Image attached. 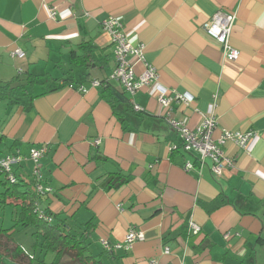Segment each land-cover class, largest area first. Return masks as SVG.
I'll return each mask as SVG.
<instances>
[{"label":"crops","instance_id":"0c3cea01","mask_svg":"<svg viewBox=\"0 0 264 264\" xmlns=\"http://www.w3.org/2000/svg\"><path fill=\"white\" fill-rule=\"evenodd\" d=\"M220 10L234 16L235 61L204 29ZM111 17L132 45L143 46L157 75L133 97L142 110L126 114L129 132L92 85L113 71V47L102 28ZM84 43L92 51L73 68ZM15 49L23 57H12ZM29 81L14 101L0 100V158L28 159L31 149L45 147L41 171L53 191L40 207L77 225L92 220L94 253L102 240L113 245L130 229L143 233L128 251L103 255L104 264H264V0H0V87ZM155 86L172 98H192L173 101L170 111L189 129L212 115L213 140L223 131L257 140L249 151L226 141L221 151L231 167L218 178L209 160L185 172L184 162L195 160L170 150L179 140ZM30 163L15 168L27 175ZM119 173L129 182L110 187ZM218 198L219 206H203Z\"/></svg>","mask_w":264,"mask_h":264},{"label":"trees","instance_id":"16d2710c","mask_svg":"<svg viewBox=\"0 0 264 264\" xmlns=\"http://www.w3.org/2000/svg\"><path fill=\"white\" fill-rule=\"evenodd\" d=\"M90 46V43L80 46L84 56L75 55L73 68L86 63V55L89 56L92 51ZM33 83L29 81L27 85L10 88L7 84L0 87V100L14 101L19 95L26 93L27 87ZM99 95L110 106L122 130L131 131L132 127L125 116L133 112V109L126 99L125 91L118 92L114 86H111L110 81L106 80L100 82ZM121 103H125L126 109L120 111ZM34 168L26 175L22 172L16 174L11 167L10 173L14 177V182H10L7 173L0 168V209L10 207L14 215L13 225L9 229H0V264H104L102 256L113 252L102 248L99 253L93 252L96 248L92 241L94 230L92 220L77 225L72 218L69 219L62 214L53 215L47 209L40 207V199L52 194L53 190L47 180L43 179L41 169L39 176L33 174ZM112 179L108 185L115 188L126 185L130 180L129 176L120 173L114 174ZM38 187H42L45 191L48 189L50 192L47 194L38 190ZM221 203L223 198H218L211 204L203 206L217 207ZM42 215L50 217L51 222L40 218ZM17 232L28 233L33 239L32 244L24 247L18 243L14 239ZM49 254L53 258L47 263Z\"/></svg>","mask_w":264,"mask_h":264},{"label":"built area","instance_id":"2783aa9c","mask_svg":"<svg viewBox=\"0 0 264 264\" xmlns=\"http://www.w3.org/2000/svg\"><path fill=\"white\" fill-rule=\"evenodd\" d=\"M49 14L50 18L54 19L56 15L55 9H49ZM233 22V15L220 10L204 24L207 35L221 45L222 52L228 61H235L238 57V52L229 45ZM102 28L110 36L113 47L114 67L108 80L118 83L127 95L130 96L132 109L139 111V106L134 103L133 97L143 87L151 86L157 77L156 70L145 60L143 46H134L129 42L119 20L112 17L108 18L103 22ZM15 56L21 58L23 57V52L20 49H15L12 57ZM137 65H141L142 67V71L138 74L135 71ZM92 85L99 87L100 84L95 81ZM155 92L160 106L167 109L165 113L166 122L179 140L178 144L171 145L170 150L175 151L179 149V151H182L181 153L189 155L195 160L194 162L185 161L182 165V169L187 173L194 170L195 166H201L206 160H209L211 164L210 171L214 177L218 178L225 168L231 167V161L221 151V147L226 141H233L238 147L249 151L255 140H257L256 137L251 138L249 134L244 135L230 131H223L218 140H213L211 135L216 128V122L212 115L204 116L203 121L196 128L189 129L181 120H176L170 111L173 101L190 104L192 98L188 95H177L172 98L160 86H155ZM98 143V140H96L95 144ZM46 153L45 147L30 150L29 160L35 165L33 170L35 176H39L40 174V161ZM21 161L22 158L18 154L7 155L1 159L0 168L7 173L10 182H14V177L10 173L11 167L18 165ZM38 190L45 191L42 187H38ZM45 192L48 194L50 190L46 189ZM40 218L51 222L50 217L42 215ZM190 228L193 234L198 233L199 228L196 224H191ZM143 240L144 236L141 231L130 229L122 242L111 245L107 240H102L101 244L102 248L108 252L118 250L128 251L133 243L142 242ZM168 252L169 248L166 247L164 253L167 254Z\"/></svg>","mask_w":264,"mask_h":264},{"label":"rangeland","instance_id":"374dc122","mask_svg":"<svg viewBox=\"0 0 264 264\" xmlns=\"http://www.w3.org/2000/svg\"><path fill=\"white\" fill-rule=\"evenodd\" d=\"M99 84H100V82H99ZM117 84V83H116ZM118 85V84H117ZM100 86V85H99ZM120 86V85H119ZM122 87L120 86V88L119 89H121ZM142 109L139 107V111H136V112H140ZM135 111V110H134ZM21 157V156H20ZM22 158V162H27V161H30V160H28L29 159V157H28V159H24L23 157H21ZM31 163V169L32 168H34V164H33V162L32 161H30ZM15 166H17V165H13L12 166V171H15V172H18V169L17 168H15ZM13 217H14V215L12 214V210H11V208L10 207H6V208H2V209H0V229H2V230H4V229H9L12 225H13ZM19 237H20V239H24V241H25V244H22L24 247H28L29 245H31L32 244V242H33V239H32V237L28 234V233H25V234H23L22 232H17V233H15V235H14V239L17 241V242H19V243H21L20 242V239H19ZM52 256L49 254L48 256H47V263H49V262H51V260H52ZM66 263V262H65ZM66 264H68V263H66Z\"/></svg>","mask_w":264,"mask_h":264}]
</instances>
